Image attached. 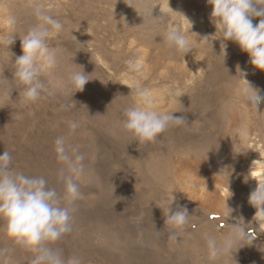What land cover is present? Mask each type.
Here are the masks:
<instances>
[{
	"label": "rangeland",
	"instance_id": "obj_1",
	"mask_svg": "<svg viewBox=\"0 0 264 264\" xmlns=\"http://www.w3.org/2000/svg\"><path fill=\"white\" fill-rule=\"evenodd\" d=\"M135 1L138 3H150V5H152L151 2H154L153 0ZM177 1L181 2L182 0H171L173 4H176ZM186 1H189L188 5H186L188 9L185 7L184 13L192 15L202 10L203 6L200 2L202 0ZM0 4L6 5L17 16L15 31L21 37L31 26L38 23L35 15L37 4L44 5L48 14L53 15L64 23L63 38L61 40L56 38L49 40V51L55 55L57 65L41 75L40 81L43 84V89L40 97L35 102H29L24 99L25 86L19 84L14 76L15 66L13 61L16 56L22 54L21 45H13V43L9 46V51L6 46L0 47V154H3L6 149L10 150L13 157L11 165L13 170L21 171L28 176H42L48 181L50 187L55 186L58 190L62 188L59 174L61 169L66 170V165L56 158L54 151L55 139L59 136L65 137L66 150L71 153L73 149H77L84 156L83 171L76 178V182L80 186V197L74 205L76 211L72 214V216L74 215L71 221L72 231L53 246L62 248L66 255L80 256L82 249L78 242L83 243V249L86 246L83 235L78 232V230L82 231L84 227L82 218L87 219L85 223H88L85 225L89 226L91 225L90 221L96 220L92 216L93 214L96 216L98 213H112L114 211L111 206L124 205L119 207L127 208L128 210L127 215L130 218L124 217L127 221L126 223L135 225L136 220L142 216L140 219L156 223L159 233H152L153 239L148 238L145 241L146 244L138 237L134 242H125L129 241V239L128 237L122 238L123 234H104L100 243L102 252H94V255L84 256L82 258L83 264H124V262L125 264H136V259L140 257L139 252L143 249L155 248L156 239H159V244H162L161 247L167 248L166 250L169 252L175 250V246L173 247V244L169 243L172 241V231H170L172 227L166 222V212L161 211L148 219H146L147 216L144 217L142 210H145L150 202L145 197L144 199H138V197L141 196L142 192L145 193L143 189L145 179L135 176L134 172L131 173L132 169L130 166L131 158L135 153V157L138 158L137 153L139 151L135 146L131 149V143L137 145L138 141L133 140L131 134L122 131V128L121 132L113 131L115 126L122 127V121L125 119L124 110L131 106L136 99L133 91H131V82L140 81L143 87L149 89V82L151 83L153 80L150 78L151 76H148L150 72L144 76L145 68L142 72L143 75L136 74L129 72L125 63L130 58L139 60L135 51L138 42H135L132 37H137L139 41L146 36L149 29H144L141 24H136V30L133 29L128 32L126 28L122 27L120 31L125 36L123 35L120 41L116 40V38L114 39L115 32L118 31L115 28L116 25L125 24L124 20H119L120 18L117 16V0H33L32 6H28L26 0H0ZM124 4L130 5L131 0H123ZM49 5L51 6L50 8H48ZM152 11H154V8ZM155 11L157 12V9ZM183 12L177 15L176 23L183 20V17L181 19L179 17L184 14ZM166 16L169 18L163 20ZM166 16L159 18L160 24H165L162 28L161 25H159L160 28L157 27L160 31L166 30L167 23L171 19L170 14ZM205 22L208 21L206 20ZM126 33L131 34L130 38ZM19 36H15V42L21 44ZM130 51H132L133 55L129 53ZM82 69L85 73H88L89 79L92 80L85 85L83 91L72 93L73 89L68 83V75L71 72L81 71ZM175 70L173 68L171 71L174 77L177 76L173 73ZM232 73L235 74V71L232 70ZM208 75L211 74L208 73ZM219 77H215L214 80L222 89H216L215 85L210 86L211 83L208 80H204L202 88L204 91L202 93H208L212 97L218 98V102L214 98L206 100L204 95H202L200 97L202 101L199 105L201 104L200 106L210 109L198 112L205 113L200 120V116L194 115L195 112L188 111L185 115L184 123L176 125L177 127L180 126L177 128L179 137H176L177 133L167 131L166 135L161 133L158 135L157 140L154 141V143L159 144L155 147V150L159 151H162L165 148L164 146L170 144L179 146V142L185 145L194 142L192 148L197 150L206 146V148H210L214 144L217 147H213L212 149L215 152L210 154L211 156L216 154V156L206 158L205 169L209 173L212 169L215 170L223 178V186L228 188V194H225L223 199V214L214 213L212 209L206 210L196 202L186 201L183 196L176 192L173 181V183H170L172 189H168L167 192L163 191L162 195L159 196L158 199H161V203H163L164 200L170 199L172 194L177 199L172 205L173 210H175L176 204H179L186 207L190 214L188 227L177 236L181 240L182 245L178 249H182L175 255L174 264L175 262L177 264V261L179 264H264V252L259 253V250H264V230L253 220L254 215H252L251 211H248L251 208L247 201L250 192L253 190L251 188L256 186V181L249 178L251 174L248 172L247 167L243 165L239 154H236L238 145L235 146V144L237 142L233 138L232 142L229 134H226L227 136L223 140H221L222 136L220 135H223L222 131H224L223 124L226 110L228 106L232 107L234 102H236L233 90L237 84V78L230 79L223 65ZM149 79L151 80L148 82ZM161 79L157 76L156 80L153 81L158 82L151 83V85L165 83ZM179 83L183 84V82ZM166 85L164 84V86ZM168 85L173 86L172 89L175 91L177 90L172 83H168ZM169 97H162V99L164 98L163 105L159 109H163L168 105ZM210 104L212 105L210 106ZM261 104L258 106L259 109ZM202 107L196 106L198 110ZM169 108L171 107L169 106ZM175 110H177V106H175ZM257 111L253 114L251 112L250 116L255 119V125L253 124L252 126L253 129L256 130V134L261 136L263 134L261 130L264 128L261 125L260 111ZM242 119L243 114H241ZM74 123L77 128L75 131H71L70 125ZM240 124H237V127ZM123 132L125 134L121 136ZM172 135L177 140H173ZM163 140L166 143L162 142ZM256 147L260 146L257 145ZM132 150L135 152L133 155ZM175 151L180 152L181 149L176 148ZM256 151L259 152V149L252 154L256 155ZM252 154L248 157L253 156ZM254 158L256 156H253ZM171 160L173 161V159ZM153 163L155 165L158 164L156 161ZM155 171L152 172V177L159 174V172ZM229 188L233 193L230 198H228L230 195ZM237 192L239 193V198L235 196ZM145 195L149 196L147 193ZM227 213L230 214L228 215ZM209 222L211 223L208 224ZM233 223L250 224L251 229L254 231H252V237L248 240L253 241H237L230 250L221 247L217 257L210 259L203 233L207 231L219 239L229 231ZM3 225L4 221L0 220V249H7L5 254L7 260L8 258L12 259V262L9 260L8 264H15L13 255L16 253L23 257L22 264H31L34 256L33 252L9 239L3 231ZM118 225L119 222L112 224L115 228H119ZM124 226L129 227L125 224ZM251 229L249 230L251 231ZM97 233L98 231L88 232V235L92 234L91 237H94ZM141 234L139 235L141 236ZM134 237L136 236L133 235L131 238ZM253 237L255 238L253 239ZM93 240L94 238L88 245L89 251L95 242ZM149 240L151 241L149 242ZM147 244L150 246H147ZM241 245L244 246L240 247ZM247 255L252 259L249 260ZM148 259L146 257L140 258L142 264H145V260H147L146 264H159L156 261H148ZM183 259L184 261H182Z\"/></svg>",
	"mask_w": 264,
	"mask_h": 264
},
{
	"label": "clouds",
	"instance_id": "obj_2",
	"mask_svg": "<svg viewBox=\"0 0 264 264\" xmlns=\"http://www.w3.org/2000/svg\"><path fill=\"white\" fill-rule=\"evenodd\" d=\"M26 3L32 6L33 0H26ZM207 3L212 6L210 15L215 28L210 43L219 40L223 65L228 55L226 41H232L242 52L248 54V63L253 68L264 71V0H207ZM157 4L160 9L159 17H162L164 9L159 3H153L148 9V14L152 16V10ZM50 7L49 5L48 8ZM165 7L170 8L169 0H166ZM35 15L38 23L31 26L21 37L15 31L17 16L6 5L0 4V28L5 29V32L0 33V47L6 46L9 51L15 36L20 37L22 54L16 56L13 61L14 76L19 84L25 86L23 95L29 102H35L41 95L43 89L41 75L57 65L55 55L49 51V40L51 38L61 40L64 36V23L48 14L44 5H36ZM254 17L260 18L256 24H253ZM184 18L189 25L188 28L169 21L164 33L165 46L183 57L193 49L185 34L191 31L192 22L186 16ZM209 36H203L204 43H209ZM125 63L129 72L142 74L144 64L141 60L130 58ZM237 70L243 84L233 90L236 102L245 106L252 105L257 111L258 106L264 101V94L246 79V70L241 69L239 65ZM87 74L83 69L69 73L68 83L73 89L72 93L83 91L85 85L92 80ZM131 91L136 99L124 110L122 131L131 134L133 140L140 143L154 142L158 135L169 127L184 123L183 116L172 114L177 110L158 111L153 106L155 94L151 89L143 87L139 81L131 82ZM76 128L75 123L70 125L71 131H75ZM239 135L250 137L251 128L249 126L241 128ZM65 143L63 136L57 137L54 141L56 158L66 165V170L61 169L59 174L62 184L60 190L55 186L50 187L42 176H28L21 171L13 170L10 150L6 149L0 154V220L4 221L3 231L16 244L23 245L34 253L31 264H83L82 257L66 255L62 248L53 246L72 231V214L76 211L74 205L80 197V186L76 178L84 168V156L77 149L69 153ZM237 145L236 154L252 149L240 145L239 141ZM250 172L249 178L256 181V186L248 196V203L256 209L253 220L260 224L264 223V160H253ZM229 176L230 173L228 180ZM229 192L228 198L233 195L230 188ZM175 200L171 194V198L164 200L162 206H159L166 212V222L174 230L171 234L172 239H176L188 227L190 218L188 209L184 206L176 204L173 210ZM249 229L250 224L233 223L229 231L219 239L207 231L204 232L209 258L215 259L221 247L230 250L237 241L252 237L254 230ZM242 246L244 245L240 247ZM6 252L7 249H0V264H8Z\"/></svg>",
	"mask_w": 264,
	"mask_h": 264
},
{
	"label": "bare ground",
	"instance_id": "obj_3",
	"mask_svg": "<svg viewBox=\"0 0 264 264\" xmlns=\"http://www.w3.org/2000/svg\"><path fill=\"white\" fill-rule=\"evenodd\" d=\"M153 1L154 2H151V4L159 3L161 5V8L164 9L162 17L166 16L167 14H170L171 19L169 21L174 22V23L177 22V18H178L177 15L179 13H182L185 10V7H186V5H188L187 3L189 2L186 0H182L181 2L177 1V3L175 2L176 4H173L171 2V0H169V7L170 8H167V7H165L166 0H153ZM200 2L203 6L202 10L200 12H197V13L192 14V15L189 13L183 12L184 14L179 16L180 19L183 17V20L181 22H178V23L181 24L182 26H184L185 28H188L189 25H188L187 21L185 20L184 16H186L192 22V28L190 29L192 32L188 31L185 34L188 37L193 49L188 54H186L184 57L180 53L174 52L173 50L168 49L164 44V33L166 30L160 31L157 28V27H159V25H161L159 22V18H161V17H159L160 9H159L158 4L154 7V11H152V16H150L148 14V9L151 7L150 3H138L135 0H131L130 5L127 6L126 4H124L125 5L124 6L123 0H117V4H116L117 5V16L120 18L119 20H124L125 24L123 25L121 22H120L121 24H118V25L115 24L116 25L115 28H117L118 31L115 32V35H114V39L116 38V40L120 41V39L122 40V37L124 35L120 31V30H122L121 28L124 27L129 32V31H132L133 29H135L136 24H141L144 29H146V28L149 29V32L146 33V36L141 38L139 41L137 40V37H135V36L132 38H134L135 42H138L136 45L137 49L135 51H136V56L139 57V60H141L144 64V68H145L144 69L145 70L144 76L150 72L148 76H151L150 77L151 79L156 80V77L158 76V77L162 78L161 80H163L165 82L163 84L151 85V83H155L158 81L152 80L150 83L149 81L151 79L148 80V82L150 84L149 89H151L153 91V93L155 94V100H154L153 106L159 111H161V110L162 111L175 110V106H177V111L172 113L174 116H183L185 118V115L188 111H190V112L193 111V112H195L194 115L196 114V116H200L199 120L201 117H203V115L205 113L204 112L198 113V112L210 109V108L200 106L201 104L199 105V103L202 101L200 97L202 95H204V99H206V100H208L210 98H214L211 95H209L208 93H202L204 91L202 89L204 80H208L211 83L210 86L215 85L216 89H222V87L219 84H218L219 86L217 85V82L214 80V78L215 77L220 78L219 77L220 70H221V67L223 65V63H222L223 53H222V51H220L219 40H213L211 42L212 46L210 43V40L214 36L213 33L215 32V28L211 22V15H210L211 11H212V6L207 3V0H202ZM68 4H70V3H68ZM75 4H77V3H75ZM155 9H157V12L155 11ZM78 13H79V11H78ZM167 18H169V17L166 16L165 18H163V20H166ZM259 19H260L259 17H254L253 18V24L258 23ZM206 20L208 22H205ZM164 25L165 24H162L161 28L164 27ZM18 31H22V30H18ZM3 32H5V29L0 28V33H3ZM23 33H24V31H23ZM126 34L130 38L131 34H128V33H126ZM205 35H210L209 36V43H204L203 36H205ZM191 40H192V42H191ZM124 41H125V39H124ZM226 43L228 45V47H227L228 55L226 57V60H225L223 66H225L226 74L228 75V77L230 79H232V78L234 79L235 77L237 78V80H236L237 84H236L235 88H237L243 84V81L239 78V70H237V65H239V67L241 69L246 70V72H247L246 79L249 80L254 86L259 88L261 93L264 94V71H260L258 69L253 68V66L248 63V60H249L248 54L245 52H242L234 42L226 41ZM13 45L18 46L21 44L19 42L14 41ZM131 47H132V45H131ZM119 51L121 52V50H119ZM129 53L133 55L132 51H130ZM117 59H119V58H117ZM179 61H181V62H179ZM173 68H174V70L176 69L173 72L177 75L175 77L171 73ZM227 69H228V71H227ZM232 70L235 71V74L232 73ZM208 73H210L211 75H208ZM142 75H143V73H142ZM124 80H126V79H124ZM183 80H185V81H183ZM167 82L169 84L172 83L173 85H175L177 90L175 91L174 89H172L173 86H169ZM179 82H183V84H180ZM164 84H167L166 86H168V87L164 86ZM230 84H232V83H230ZM181 93H183V94H181ZM216 93H218V92H216ZM179 94H181V95L178 97ZM163 96H165V97L170 96L169 100H168V105L166 107H164L163 109H159L161 107V105H163V103H162L163 99H164V98L162 99ZM214 100L216 102H218V98H214ZM222 100H224V99H222ZM219 102H220V100H219ZM261 103L262 104H261L260 109L257 108V110L260 111L261 115L259 114V116H260V120H261V125L264 128V126H263L264 125V111H263L264 109H262L264 107V101H262ZM212 104H214V103H212ZM212 104H210V106ZM169 106L171 108H169ZM196 106L202 107V108H200L198 110V108H196ZM118 108H119V106H118ZM255 111H256V109L254 106H249V105L245 106L244 104H239L237 102H234L233 106L232 107L228 106V108L226 110V117H225L224 124H223L224 131H222L223 135L220 134L222 136L221 140L226 138V136H227L226 134H229L232 142H233L232 138L235 137L236 139H234V141H236V142L239 141L240 145H246L247 147L252 148V149H248L245 153L239 154L240 160L242 161L243 165H245L247 167L248 172L250 171L251 163L253 160H256V159L263 160V157H264V129L261 130V131H263V134L261 136H259L258 134H256V132H255L256 130H254L252 127L254 122H255V119L251 118L250 113L252 112V114H253ZM241 114H243L242 120H241ZM239 123H241V124L239 127H237V124H239ZM245 126H249L251 128L250 137H242L239 135V130L241 128H244ZM179 127H177L176 125H173V126L169 127L163 133H164V135H166L165 133L167 131H173V132L177 133V135H176V137H177L178 136L177 128H179ZM121 128L122 127L115 126V128L113 127V131L116 132V130H117V133L121 132ZM175 133H173V134L175 135ZM124 134L125 133L123 132L121 136H123ZM189 135H191V134H189ZM181 138H183V137H181ZM174 139L177 140L173 136V140ZM169 141H167V142H169ZM162 142L166 143L165 140H163ZM182 142H183V140H182ZM196 142H198V141L196 140ZM172 143H174V142H172ZM179 143H180L179 146L178 145L172 146L171 144L164 146L165 148H163L162 151L161 150L160 151L155 150V147L158 143H154V142H149V143H140L139 142L138 143L137 142V145H134L133 143H131V145H132L131 149H133V147L135 146L136 149L139 150L137 153L138 158L135 157L136 153L132 150V155H133V153H135V154L131 158V163H130V166L132 169L131 173L134 172L135 176H139V177L145 179V183L143 184V189L145 190V193L142 192V194H140L141 196L138 195V196H140V197H138V199L139 198L144 199V197H145V199H147L150 202L146 206V209L142 210L144 212V217L147 216L146 219H148L150 217H154L155 214H159L162 211V209L159 208V206L162 205V203H161L162 200L161 199L159 200L158 198L160 195H162L163 191L167 192L168 189L169 190L172 189L171 188L172 185L170 183H173V182L175 184L174 188H175L176 192L179 195L183 196V198H185L186 201H191L194 203L196 202L197 204L201 205L206 210L212 209L214 213L223 214L224 213L223 199L225 198V194L226 195L228 194V188L223 186V178L215 170L212 169V171L209 173L205 169V166H206L205 164H207L206 158L216 156V154H213L211 156L210 153L215 152V151H213L212 148L217 147V146H214V144H213L212 146H210V148H206L207 147L206 146L204 148L197 150L196 148H192L194 142H191V143L189 142L190 143L189 145H185L184 143L182 144L181 142H179ZM205 143H207V142H205ZM236 145L237 144H235V146ZM257 145H259L260 147H256ZM176 148L181 149V151L176 152L175 151ZM257 149H259V152L256 151V153H255L256 155L252 154ZM216 153H218V152H216ZM128 154H129V152H128ZM197 154H199V155H197ZM250 154H252L253 156H256V158L253 159V156L248 157ZM127 156H129V155H127ZM219 156H220V154H219ZM249 158H252L253 160L249 159ZM171 159H173V161ZM154 161H156V163H158V164H156L157 166L153 163ZM154 171L157 173L159 172V174L156 176L154 175L155 177H152L153 176L152 172H154ZM250 174H251V172H250ZM253 186H255V185H253ZM205 187H206V189H205ZM254 188L252 187L251 189L254 190ZM146 193L149 196L145 195ZM236 194L237 195H235V196L237 198H239V193L237 192ZM112 202L114 203V201H112ZM235 202H236V200H235ZM119 206H124V205L111 206L113 208V211H114L112 213H104V214L98 213L96 216L93 214L92 216L95 217L96 220L90 221L91 225H89V226L85 225L88 223V222L85 223L87 221V219L82 218V220H84V223H83L84 227H83L82 231L78 230V232H80L83 235L84 241H85L84 244L86 245L85 248L83 249V247H82L83 243L78 242L79 246L82 249V253L80 255L82 258L84 256L94 255V252L95 253H101L102 252V249L100 247L101 246L100 243H101V239L103 238L104 234H109V233L123 234L122 238L128 237V239H129V241H125V242H134V240H136L138 237L139 239L142 240V242L145 243V241L148 238L153 239L152 233H155V234L159 233L158 232L159 228L157 227V224L152 222V221H146L144 219H140V218H142L141 215H139L141 217H139L138 220H136V222H135L136 224L134 223L135 225H129L128 223H126L127 221L124 219V217L130 218L127 215L128 210H127V208L123 209V207H119ZM144 208H145V206H144ZM250 208L251 209L248 211H251L253 213L252 215H254L256 209L253 208L251 205H250ZM240 218H243V217H240ZM246 219H248V218H246ZM116 222H119L118 226L121 230L119 228H115L112 226V224H115ZM210 223L211 222H209L208 224H210ZM124 224L128 225L129 227H125ZM256 224H257V222H256ZM258 225L264 230V223H260ZM97 231H98V233H97V235H94V237H91L92 234L88 235V232H97ZM170 231L173 232L174 231L173 228ZM131 233H133V234H131ZM139 234H141V236ZM133 235L136 237L131 238ZM159 236H162V235H159ZM93 238H94L95 242L92 244V248L89 251L88 245H90L91 240ZM76 239H77V237H76ZM156 240H157V242H156V244H154L156 246L155 248L151 247L150 249H143L139 252L140 257L138 259H136V261H135L136 264H142V260H140L141 257L149 258L148 261H151V262L156 261V263H159V264H167V263L168 264H174L173 261L175 260L174 259L175 255L180 252V249H182V248L178 249L179 247L182 246L181 240L179 238H176V239H172V241L169 242L170 244H173V247L175 246V248H176L175 250L170 251V252L168 250H166L167 248L164 249L163 247H161L162 244L161 245L159 244V239H156ZM150 241L151 240H149V242ZM248 241H251V240H248ZM251 242H249V243H251ZM111 244H113V243H111ZM149 244H151V243H149ZM149 244H147V246ZM251 246H254V245H251ZM258 246H260V245H258ZM244 251H245V249H244ZM251 251H252V249H251ZM257 251H258V248H257ZM259 251H260L259 253L264 252L263 249H261ZM13 257L15 258L14 259L15 264H22L23 263V257L21 255L16 253L15 255H13ZM249 257L250 256H248L249 260L252 259L251 257L250 258ZM9 260L11 261L12 259L8 258V261ZM260 260H261V257H260ZM146 261L147 260H145V264L147 263ZM182 261H184V259ZM235 263H236V260H235ZM124 264H125V262H124ZM175 264H176V262H175ZM177 264H179L178 261H177ZM183 264H185V263H183ZM226 264H228V263H226Z\"/></svg>",
	"mask_w": 264,
	"mask_h": 264
},
{
	"label": "snow or ice",
	"instance_id": "obj_4",
	"mask_svg": "<svg viewBox=\"0 0 264 264\" xmlns=\"http://www.w3.org/2000/svg\"><path fill=\"white\" fill-rule=\"evenodd\" d=\"M255 175V173H253Z\"/></svg>",
	"mask_w": 264,
	"mask_h": 264
}]
</instances>
